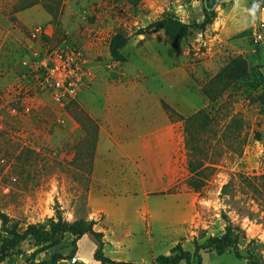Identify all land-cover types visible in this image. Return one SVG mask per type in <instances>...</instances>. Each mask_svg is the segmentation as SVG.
<instances>
[{
	"label": "rangeland",
	"instance_id": "374dc122",
	"mask_svg": "<svg viewBox=\"0 0 264 264\" xmlns=\"http://www.w3.org/2000/svg\"><path fill=\"white\" fill-rule=\"evenodd\" d=\"M17 1L0 0V212L20 230L55 219L56 206L69 222L93 220L101 251L90 234L77 239L74 250L73 236L65 233L66 258L53 264H112L96 258L98 250L113 261L149 264L177 243L193 252L194 241L220 236L227 220L242 229L237 249L202 250L201 264H264V192L253 188L264 174V0H220L210 25L175 42L161 30L133 33L167 13L201 21L202 0H60L51 13L42 2L17 11ZM116 32L130 35L124 62L108 50ZM64 45L84 50L90 82L60 105L38 89L27 67L37 54ZM237 55L246 59L248 75L209 102L202 86ZM130 90H147L184 117L205 108L213 120L202 151L191 154L179 120L173 122L178 142L156 152L148 147L140 173L128 162L123 176L92 179L96 143L91 147L78 110L97 124L104 106L99 95L128 100ZM190 159L210 166L199 175L204 185L198 191L188 185ZM3 236L0 221V244ZM56 249L25 240L0 264H35Z\"/></svg>",
	"mask_w": 264,
	"mask_h": 264
},
{
	"label": "trees",
	"instance_id": "16d2710c",
	"mask_svg": "<svg viewBox=\"0 0 264 264\" xmlns=\"http://www.w3.org/2000/svg\"><path fill=\"white\" fill-rule=\"evenodd\" d=\"M50 1L51 2H45L44 0H19L15 4V9L17 11L22 10L38 2H42L47 11L51 13L54 11L53 9L59 7L60 0ZM219 2L220 0H202L201 8L203 19L201 21L193 20L186 22L172 13H167L164 16L149 22L145 27L136 29L133 34L140 35L144 34L147 30H161L163 31L166 40L175 42L178 39L185 38L193 29L202 31L210 25L216 16L215 5ZM129 37L130 35L122 32H116L110 37L108 50L111 57L116 61L124 62L126 60L121 49L125 46ZM249 70L248 63L242 55L234 56L218 69V71L202 86L201 90L209 102H215L232 85L244 79L248 75ZM259 100L264 103V87L259 94ZM162 106L172 120L183 121V129L186 136L185 142L188 145L191 154L195 155L199 153V151H202L201 140L203 133L213 120V117L209 115L207 110L202 108L195 113L184 117L164 101H162ZM80 114L82 116L75 117L80 123H82V126L84 125L83 127H85L86 133L92 134L93 138L91 147H94L97 140V124L88 115L83 113L81 109L78 110L77 115ZM232 121L235 122V119H232ZM208 168H210V166L204 165V160L198 161L190 159L188 161V170L192 173L188 179V185L192 187L193 190L198 191L204 185V177H200L199 175L203 174ZM258 179L260 180V183L253 186V188L256 192H264V174L258 177ZM55 214V219L50 218L47 223H30L23 230H20L17 221L11 219L6 213L0 212L1 230L4 232L0 244V262L6 259L10 254V250L17 247L19 243L25 240H31L34 244L50 242L57 245V249L51 254L50 259L35 263L53 264L59 259L66 258L65 251L63 250L65 246L61 243V237L65 233H69L73 236L70 240L73 247L75 241L82 235L90 234L97 240L98 249L101 251L102 241L99 233L93 229V220L87 221L84 219H78L69 222L62 218L59 206L55 207ZM224 218H226L225 215ZM241 233L242 229L239 226L233 225L227 220L225 231L220 236H210L203 243L194 241L193 252L184 249L181 243H177L168 255L159 254L149 264H179L181 262H184L185 264H201L202 250H207L209 252L214 251L216 254H222L230 247L236 250ZM75 248L76 247L73 249L75 250ZM74 250L72 252H74ZM99 250L95 253V257L103 259L109 263L139 264L131 261H113L107 257H103Z\"/></svg>",
	"mask_w": 264,
	"mask_h": 264
},
{
	"label": "crops",
	"instance_id": "0c3cea01",
	"mask_svg": "<svg viewBox=\"0 0 264 264\" xmlns=\"http://www.w3.org/2000/svg\"><path fill=\"white\" fill-rule=\"evenodd\" d=\"M118 92L129 93V90ZM131 92L134 97L128 100L119 96L112 98L109 93L99 95L104 100V106L97 118L96 152L90 169L92 179L123 176L126 168L123 163L128 162L133 163V170L140 173V163L148 160V147L155 148L156 152L157 147L165 146L168 149L173 141L177 143L179 140L178 125L173 123L178 120H172L165 111L162 106L164 100L156 103L152 93L147 90ZM164 102L175 109L173 104ZM157 114L164 118L163 121L156 120Z\"/></svg>",
	"mask_w": 264,
	"mask_h": 264
},
{
	"label": "built area",
	"instance_id": "2783aa9c",
	"mask_svg": "<svg viewBox=\"0 0 264 264\" xmlns=\"http://www.w3.org/2000/svg\"><path fill=\"white\" fill-rule=\"evenodd\" d=\"M83 51L76 45L46 49L32 60L27 67V75L34 79L40 91L48 92L57 103L64 105L75 99L90 82Z\"/></svg>",
	"mask_w": 264,
	"mask_h": 264
},
{
	"label": "bare ground",
	"instance_id": "6f19581e",
	"mask_svg": "<svg viewBox=\"0 0 264 264\" xmlns=\"http://www.w3.org/2000/svg\"><path fill=\"white\" fill-rule=\"evenodd\" d=\"M264 10V8L262 9V11Z\"/></svg>",
	"mask_w": 264,
	"mask_h": 264
}]
</instances>
